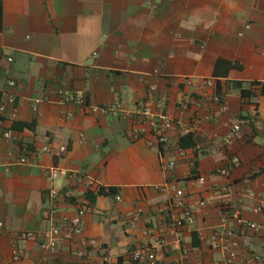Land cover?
I'll use <instances>...</instances> for the list:
<instances>
[{
    "label": "crops",
    "instance_id": "obj_1",
    "mask_svg": "<svg viewBox=\"0 0 264 264\" xmlns=\"http://www.w3.org/2000/svg\"><path fill=\"white\" fill-rule=\"evenodd\" d=\"M9 76L16 80V100L0 114V264H117L144 242L145 223L127 222L136 208L148 225L163 227L157 212L170 196L163 189V162L171 156L174 181L194 214L193 226L183 232L189 264H222L223 253L210 240L221 222L219 198L204 207L194 200L223 182L242 217L261 225L253 231L229 222L241 247L264 255V203L255 211L252 196L264 190V0H0V89ZM200 78L215 81L205 90L221 94L225 110L194 91L190 80ZM58 89L82 95L87 104L120 101L127 116L63 103ZM160 98L174 119L178 102L188 103L189 129L171 131L167 145L152 134L131 138L132 115L146 100L157 110ZM233 124L239 135L222 143ZM2 130L13 137H3ZM187 132L201 147L177 155ZM45 144L49 152L41 150ZM61 145L66 150L58 154ZM16 157L25 161L12 162ZM49 165L82 172L115 192L51 181L43 174ZM196 177L204 185L194 183ZM51 185L64 195L57 214L86 209L82 234L98 245L82 255L73 252L78 245L67 235L55 253L42 251L37 237L19 241L12 235L49 227L41 211ZM13 245L23 249L16 261ZM173 259L163 254L161 264Z\"/></svg>",
    "mask_w": 264,
    "mask_h": 264
},
{
    "label": "built area",
    "instance_id": "obj_2",
    "mask_svg": "<svg viewBox=\"0 0 264 264\" xmlns=\"http://www.w3.org/2000/svg\"><path fill=\"white\" fill-rule=\"evenodd\" d=\"M245 27H248L246 25ZM242 33L240 32L239 35ZM5 60L8 64L12 61V55L6 54ZM5 71L9 72L8 65ZM157 72V71H155ZM194 91L211 102L219 104V110H225L226 105L222 101V95L219 93L207 94L206 88L213 87L215 81L212 78H200L190 80ZM16 80L9 76L6 77L4 86L0 89V114H3L7 105H13L16 100L14 87ZM154 86L150 89L154 90ZM56 93L60 96L63 103H72L79 106H85L92 114L113 115L115 117L125 118L127 116L120 101L103 102L99 104H87L85 98L80 94L69 95L64 94L58 89ZM39 100H34L32 110H37ZM157 110L153 109L149 100L143 101L138 111L132 115L133 123L129 129L131 138H138L147 134H152L155 140L162 144H169V134L175 129L188 130L189 126L185 120L188 103L184 100L178 102V118L174 119L166 111V101L160 98L156 101ZM239 125L230 126L228 133L222 137V143L227 144L233 138L239 135ZM1 134L5 138H12L9 130H2ZM200 144L196 143L194 149H200ZM43 152H49V145L45 144L41 147ZM66 147L61 145L57 149V153L61 154ZM177 155H183L184 150L180 147L176 149ZM23 157H16L12 162L23 163ZM176 167L175 156H171L163 162V169L167 174V181L163 186L164 190L170 192L166 205L158 208L160 219L164 223L161 229H156L153 225H148L149 219L143 218L142 209L136 208L127 217L129 227H136L139 221L145 223L142 231L144 242L130 249L127 257L123 258L117 264H161V256L167 254L173 256L170 264H189L188 256L190 246L184 238L183 232L191 229L194 223V214L190 207L184 204L183 198L186 192L183 188L176 185L174 181V171ZM219 175L226 177L228 170L221 168L218 170ZM43 174L51 181L64 180L66 183L82 184L93 187L97 191V183L85 176L82 172L71 171L65 167L58 165L45 166ZM194 183L204 185L203 178L196 177ZM97 188V189H96ZM95 191V192H96ZM205 194L198 196L194 200V205L204 207L211 203L215 198H219L221 222L218 228L214 229L210 236L211 242L223 253L222 264H264V255L250 249L241 247V239L237 231L229 225V222L258 231L261 225L246 220L241 215L240 203L229 196V184L223 182L215 189L206 190ZM252 196L256 199L257 205L255 211H260L264 203V190L254 192ZM62 191L54 185L48 189V204L41 211L43 219L50 224L46 230L42 231H13L12 235L19 241L29 238H39V247L47 253H55L59 247V243L64 235H67L71 241L77 243L78 248L73 252L82 255L87 248L98 245V241L92 237H85L83 231V216L85 207L79 206L72 215L57 214L58 204L63 199ZM118 198V197H117ZM119 199V198H118ZM1 224V223H0ZM170 237V238H169ZM11 259L16 261L23 255V249L15 245L10 251Z\"/></svg>",
    "mask_w": 264,
    "mask_h": 264
},
{
    "label": "trees",
    "instance_id": "obj_3",
    "mask_svg": "<svg viewBox=\"0 0 264 264\" xmlns=\"http://www.w3.org/2000/svg\"><path fill=\"white\" fill-rule=\"evenodd\" d=\"M197 143V139L193 136L191 132H187L179 137V146L181 148L185 147H194ZM114 193L115 188L110 187L109 189H104V188H99L97 191V194H105V193ZM194 239H193V244H194Z\"/></svg>",
    "mask_w": 264,
    "mask_h": 264
}]
</instances>
